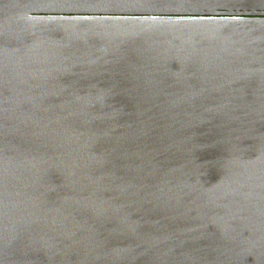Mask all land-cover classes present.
<instances>
[{
    "label": "water",
    "instance_id": "95a60500",
    "mask_svg": "<svg viewBox=\"0 0 264 264\" xmlns=\"http://www.w3.org/2000/svg\"><path fill=\"white\" fill-rule=\"evenodd\" d=\"M0 264H264V0H0Z\"/></svg>",
    "mask_w": 264,
    "mask_h": 264
}]
</instances>
